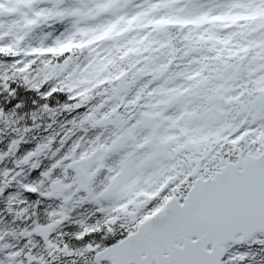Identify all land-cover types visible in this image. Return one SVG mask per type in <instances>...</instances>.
Masks as SVG:
<instances>
[{"label": "snow or ice", "instance_id": "1", "mask_svg": "<svg viewBox=\"0 0 264 264\" xmlns=\"http://www.w3.org/2000/svg\"><path fill=\"white\" fill-rule=\"evenodd\" d=\"M120 2L98 0L95 14L110 11ZM179 2L154 0L145 11L132 17H119L99 29L81 30V35L88 36L85 41L68 39L54 47L23 53L62 57L73 49L94 48L121 37L133 28L187 29V51L208 41L214 42L213 47L228 46L224 67L231 69L228 79L233 83L227 87L211 85V77L203 74L206 64L188 73L186 86L165 90L167 98L153 105L167 107L185 101V107L175 116L164 117L167 123L163 133L157 132L160 125L153 123L160 112L142 113V119L130 123L131 117L125 119L119 112L121 104L108 107L101 102L87 109L84 119L91 120L93 127L104 129L112 124L117 131L107 137L101 133L78 153L81 145H73L63 158L69 161L63 165L65 169L75 170L72 184L54 179L48 193L59 196L66 190L71 193L75 187V191L83 189L93 201L108 202L99 208L104 213L103 222L85 226L76 236L77 240L87 236L89 243L76 248L75 253L63 250L64 255L84 257V264H264V0H230L223 12L192 15H180L183 9L175 7ZM162 9L168 11L155 15ZM68 14L92 15L91 11L79 10ZM64 15L63 11H37L27 26ZM205 25L237 31L221 36ZM242 26L246 32L239 31ZM152 43L146 34L121 45L118 58L98 54L91 66L95 75L92 86L123 83L132 69L162 74L168 64L137 67L147 59L142 53L154 51ZM20 55L11 45L0 46V57ZM219 58L217 52L215 59ZM117 59L130 63L115 71ZM12 68L25 73L29 65L21 66L17 60ZM9 78L7 71L0 77L5 81ZM32 86L46 88L47 82L38 81ZM52 92L58 91L52 87L48 94ZM142 92L140 89L128 103L135 105ZM190 97L199 102L188 106ZM221 102L232 107L225 109ZM81 106L84 105H76ZM138 128L147 131L141 136ZM122 149L128 151L115 164H105L110 154ZM59 164L61 161L53 167ZM101 170H105V176L99 191H94L92 182ZM43 175L47 177L49 173ZM70 199V195H64L65 201ZM60 216L65 218L63 212ZM16 255L6 257L8 264H13ZM28 260L33 257L28 256Z\"/></svg>", "mask_w": 264, "mask_h": 264}, {"label": "trees", "instance_id": "2", "mask_svg": "<svg viewBox=\"0 0 264 264\" xmlns=\"http://www.w3.org/2000/svg\"><path fill=\"white\" fill-rule=\"evenodd\" d=\"M50 32L52 28L43 29L42 22L35 25L32 32L25 30L24 26L8 31L3 27L0 29V46L11 45L21 53L19 57H0V77L6 71L10 77L6 81L0 79V261L4 264H8L6 257L12 253L18 254L13 264H84V257L64 255L63 250L75 253L76 248L89 243L87 236L82 240H77L76 236L85 226L103 222L104 213L99 208L108 203L93 201L73 189L71 193L66 190L65 195L71 196L68 201L62 195L48 193L52 190V180L59 179L71 185L74 177L64 167V182L59 173L61 167L53 165L61 161L63 166L66 163L63 158L73 145H81L76 150L78 153L97 135V129L90 127L91 120L84 119L87 109L95 107L96 100L86 102L82 99L104 97L107 84L92 86L91 66L98 54L118 58L119 48L95 50L84 47L73 49L70 55L62 57L23 55L33 48L56 44L60 38L52 41L48 36ZM70 32V29L62 32L61 36L69 38ZM106 44L111 42L106 41ZM208 46L219 49L218 45ZM155 48L158 49L157 46L151 47ZM17 60L21 66L24 63L29 65L25 73L12 68ZM129 63V60L117 59L118 68L114 70L126 68ZM128 76L135 79L131 81L138 82L135 69ZM73 77L87 79L90 84L88 87H74L70 82ZM38 81L47 82V87L33 88V83ZM52 87L58 92L49 95ZM77 104L84 106L77 108ZM118 158L106 160L105 164L113 165ZM45 172L49 173L47 177L43 175ZM104 176L105 170H101L99 182ZM30 187H35L36 191H29ZM61 212L65 218H61ZM28 256L33 260L29 261Z\"/></svg>", "mask_w": 264, "mask_h": 264}, {"label": "rangeland", "instance_id": "3", "mask_svg": "<svg viewBox=\"0 0 264 264\" xmlns=\"http://www.w3.org/2000/svg\"><path fill=\"white\" fill-rule=\"evenodd\" d=\"M97 2L98 0H70L69 5L65 9L59 10L65 13L63 18L54 16L50 18L49 20L42 22L43 29H47V28L53 29V31L50 32L48 36H50L52 41H54L56 38H60V40L56 41V44L57 42H64L65 40H68L69 38L73 39V36H76V35L77 36L74 39L75 41H85L88 39V36L81 35L80 34L81 30L99 29L101 26L108 25L116 21L119 17L129 18L130 17L129 14L132 15V13L137 14L139 12L145 11L149 7V5L153 2V0H145L138 4H134L132 0H121L120 5L118 7L110 11H105L100 14H95L96 13L95 5ZM221 2H222L221 0H208V1L180 0V2L175 7L176 9H181V8L183 9V11L179 13L180 15H192V14H196V13L204 12V11H208V12H211L212 14H216L219 12V10H223L225 8L224 4ZM126 3H129V5L125 7ZM41 10H51L52 12H57L56 10H52L51 8L47 7L44 4V0H0V29L3 27L5 28L6 31H8V30H12L14 27L24 26L25 30L32 32L34 30V26H31V27L27 26V21L33 19L34 18L33 16H35V13ZM75 10H79L80 13H89V11H91L92 15L68 14V13L74 12ZM164 11H168V10L162 9L159 12H164ZM159 12H156L155 15H159ZM58 25L60 26L61 30L55 31ZM216 27L217 26L206 27V28H209V31L212 33H219L221 36L236 31V29L231 31L229 30V28H221V27H220V30L219 29L215 30ZM67 28H72L70 32L71 37L61 38L60 32H62L63 30ZM177 30L179 31L176 32L177 33L176 35V34L171 33V29H167L166 31H150V29L148 28H133L131 31H128L123 36L113 39L112 45L109 46L108 49H113L115 47L120 48L121 45H124L129 40H133V39L139 40V38L141 37L139 32H144L143 35L145 36L147 34L149 37V40L153 41V43L151 44V47H154V46L160 47L161 43L166 42L164 47H167L169 49L165 52H175V51L188 52L186 45H188L189 42L185 40V36L186 34H188V31L181 30L178 28ZM198 30L199 29H197V31ZM221 31L222 32L227 31V33H222ZM239 31L246 32L247 29L242 26ZM253 36H258V34L253 33ZM175 37H177L179 41H176V39H173ZM106 41H103L102 43H105ZM56 44L52 43V45H50L49 47H54ZM205 44L214 45V42L208 41L207 43H203L202 45H205ZM159 50L161 51L162 48H160ZM154 51H158V50L154 49ZM226 51H228V49H225L224 53H227ZM206 55L209 56L210 58V61L208 60V62H210V71L207 68V73H203V74L211 77V80H210L211 85L213 86L223 85L224 87H227L228 85L233 83V81L228 79L231 69H225L224 59L223 60L215 59V56L211 53L210 50L207 51ZM168 60H170V57L166 58L165 64L169 65V63L167 62ZM67 63H68V60L66 64ZM165 72L166 71H164L163 73ZM179 73H182V70H179ZM89 74L90 76L92 75L91 78L92 80H94L95 75H94L93 70H92V74H91V71ZM70 82L74 83V87H77V88L81 85V83L83 85L82 87H88V85L90 84V81H87V79L82 80L81 82L80 80L77 79V77H73ZM113 89L115 88L112 87L110 90L109 87H106L107 93L105 94H107V97H104L106 99L102 98L104 99L102 102L109 103L111 102V98L116 99L120 97L118 96V92L120 90L115 89V91H113ZM163 92L164 90L160 89L158 90L157 95L149 96L148 101L144 103L147 112L153 113L152 111L156 108V107H153V105L157 104V100L166 99L163 97L164 96ZM115 104H121V101L117 100ZM222 105L225 109H230L232 107L230 104L223 103ZM115 131H117V129L112 124H109L108 127L102 130V133L109 136L111 133ZM67 163L68 161L65 164ZM63 170H65L64 166H61L59 170V173L61 174L60 177L64 176ZM62 180L66 182L64 177L62 178ZM100 185H101V182L98 181V178L96 176L92 182L93 190L99 191ZM73 190H75V187H73ZM77 192L81 196L87 195V193L83 189Z\"/></svg>", "mask_w": 264, "mask_h": 264}, {"label": "flooded vegetation", "instance_id": "4", "mask_svg": "<svg viewBox=\"0 0 264 264\" xmlns=\"http://www.w3.org/2000/svg\"><path fill=\"white\" fill-rule=\"evenodd\" d=\"M176 39V41H179L177 37L173 38ZM189 42V41H188ZM182 50V49H181ZM163 56L167 55L170 57L171 63L168 65L166 71L171 73H179V70L182 71H191L193 69L198 70L201 68L202 65L206 64L209 65V62L206 58V54L202 52H197L196 50L193 51H175V52H144L142 53V56L148 57L146 60H142L140 66L147 65L148 68H157L160 65H164L166 63V60L164 61H157L155 59V56ZM154 56V57H152ZM169 62V60L167 61ZM208 63V64H207ZM229 63H232L231 61ZM159 65V66H155ZM155 66V67H154ZM208 68V67H207ZM207 68H205L204 73H207ZM226 72V71H225ZM162 78V77H161ZM169 84H166V86H171L172 88H175V85L172 82H168ZM117 84V85H123ZM178 87L186 86V82L184 81V78L182 76L176 77V83ZM132 84H125L124 89H122V92L125 96L123 99L124 105H127V107H123L121 111H123L122 115L125 119H128V117H131V122H135L136 119H142V113L147 112L145 108V99H139L137 100L135 105L129 104L128 102L133 100L132 96L134 93L131 91ZM164 98H167L166 95L163 96ZM163 100V99H161ZM160 101V100H157ZM188 106H191L192 104L198 103L199 101L195 97L187 98ZM223 104V102H221ZM223 106V105H222ZM183 107H185V101L181 100L180 102H175L167 107L164 105H158L156 108L152 111L154 112H160L161 115L159 117H156L153 121L154 124H159L160 127L156 129L157 132L163 133L166 125V121L164 120V117L166 116H175ZM147 130L144 128H138L137 134L138 135H144Z\"/></svg>", "mask_w": 264, "mask_h": 264}, {"label": "water", "instance_id": "5", "mask_svg": "<svg viewBox=\"0 0 264 264\" xmlns=\"http://www.w3.org/2000/svg\"><path fill=\"white\" fill-rule=\"evenodd\" d=\"M135 1H138V0H135ZM46 2L52 6H54L55 8H59V7H62L66 0H46ZM71 169V168H70ZM74 174H75V170L74 169H71ZM103 262H107V261H103Z\"/></svg>", "mask_w": 264, "mask_h": 264}, {"label": "bare ground", "instance_id": "6", "mask_svg": "<svg viewBox=\"0 0 264 264\" xmlns=\"http://www.w3.org/2000/svg\"><path fill=\"white\" fill-rule=\"evenodd\" d=\"M6 243V242H5ZM8 243V242H7ZM7 245V244H6ZM5 246V245H4ZM7 248V247H6Z\"/></svg>", "mask_w": 264, "mask_h": 264}]
</instances>
